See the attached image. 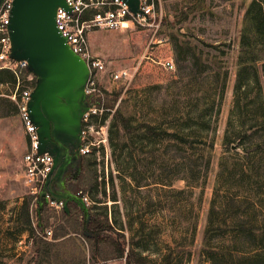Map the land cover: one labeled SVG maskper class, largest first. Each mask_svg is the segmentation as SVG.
<instances>
[{
	"label": "rangeland",
	"instance_id": "rangeland-1",
	"mask_svg": "<svg viewBox=\"0 0 264 264\" xmlns=\"http://www.w3.org/2000/svg\"><path fill=\"white\" fill-rule=\"evenodd\" d=\"M251 1L157 0L151 26L99 28L90 35L94 54L106 65L97 80L101 95L120 94L116 108L123 99H130L131 109L137 112V122L150 120L159 130L193 134L215 145L211 168L208 169L206 160H199V172L191 181L183 179L184 153L172 147L178 157L176 165H163L161 159L148 161V171L138 174L142 184L148 186L137 190L130 177L138 158L137 149L143 146L148 151L157 145L162 150L167 143L158 138L145 142L137 137L131 148L115 158L111 142L115 109L104 123L100 118L93 119L88 136L99 145L87 156L86 172L73 186V192L91 191L92 187L88 192L93 201L91 209L98 207L108 212L117 233H123L130 246L152 259L161 260L172 250L174 255L179 253V264H235L230 260L232 257L254 252L250 241L234 234L211 241V248L217 252L213 259L203 252L211 209L216 208L218 219L224 218L229 195L235 196L236 201L246 197L258 202L228 218L229 222L251 219L260 224L264 220V63L258 72L261 84L257 72L249 68L244 74L243 89L236 88L243 20ZM185 39L191 40L202 53L204 68L192 58V50L183 46ZM165 59H174L175 68L163 66L160 61ZM220 67L227 72L225 90L218 74ZM121 69H129L133 79L111 81L109 74ZM33 80L26 86L34 88ZM174 104L179 105L176 114ZM103 105L102 114H105L110 108ZM185 110H189L190 119L178 120ZM19 127V116L0 120V167L2 170L6 162L10 166V176L6 178V174L0 179V202L5 207L18 199L16 195L27 196L29 191L22 178L26 151L20 146L26 133ZM10 136L17 140L14 147L8 140ZM196 147L199 152V143ZM167 181H172V186L165 185ZM54 209L47 216L52 239L57 234L62 236L64 229L70 235L54 243L49 257L52 264H127L126 258H109L115 251L107 242L102 244V257L108 259L96 262L94 238L86 239L82 230L75 232L76 226L82 228L84 215L76 211L68 219L63 211ZM141 228H144L142 235ZM11 255L10 264H23L14 253Z\"/></svg>",
	"mask_w": 264,
	"mask_h": 264
},
{
	"label": "trees",
	"instance_id": "trees-1",
	"mask_svg": "<svg viewBox=\"0 0 264 264\" xmlns=\"http://www.w3.org/2000/svg\"><path fill=\"white\" fill-rule=\"evenodd\" d=\"M173 36L175 37L176 35L174 34ZM177 39H179V37H177ZM183 46L186 50H192V58L196 63L201 64V67L203 66L204 68L205 64L203 55L197 51V48L192 44V41L185 39ZM177 61H180L179 53H177ZM262 63H264V0H252L247 7L243 20L240 38V54L238 56L239 81L236 87L237 90L243 89L245 84L244 74L249 68H253L257 72L256 77L258 82L259 84L262 83L260 81V76L258 75L259 68ZM7 72L9 81L12 84H16L17 74L12 70H7ZM29 74L30 72H27L25 75L23 73L22 77L26 79V76ZM218 74L222 77V89L225 90L227 87V72L224 71L222 67H220ZM36 82L37 78L35 77L32 83L36 85ZM27 83H31V81H27ZM104 96L105 95L95 93L90 95L88 100L90 104L96 105L98 107L104 106L103 104L105 103L107 108H110V111H106L103 116L97 117L101 119V123H104L108 117V114L112 112L113 109H115L113 114L111 135V142L115 149V158H118V155H121L127 148H131L135 143V140H138L137 137L139 140L145 142L146 140H156L158 138L166 142L168 145L162 150L157 145H154L148 151H145L143 146H140L137 149L138 158L135 160L133 172L130 174V177L136 183L137 190H140V188L144 186H148L147 184L143 185L140 180L141 177L138 176V174L142 175L148 171V161L161 159L163 165H165V163L169 166L176 165L178 157L176 154H174L172 147L178 148L179 151L184 153L182 157L184 158L183 160L186 164V175L183 179L191 181L192 178H195L199 172L198 165L199 160L201 159L206 160L208 169L211 168L213 161V150L215 146L214 143H208V141L197 139L193 134H182L174 129L159 130L158 127L150 120L137 122V112H135L134 109H131L130 99H123L116 108V104L120 99V94L107 93V97ZM172 108L175 111L174 114H176L179 109V105L174 104ZM13 112L15 114L19 113V108L16 103L14 104ZM181 112L182 115H179L180 118L178 120L182 119L185 121V118L190 119L189 110ZM197 143H199L201 148L199 152L196 150ZM252 174L254 178H257L255 172H252ZM164 184L172 186V181H167ZM89 190L90 189L85 190V193L91 192L92 187L91 191ZM88 194L91 196L90 193ZM114 197L116 198V195H114ZM257 204L258 202H255L250 198L245 197L243 200L236 201L235 196L229 195L225 202L227 215L221 219L216 217V208L214 206L212 207L209 224L205 229L203 238V252L206 253L210 259H213V254L217 253L211 248V241L220 236L223 237L234 234L235 236H243L245 240L250 241L254 247V252L251 255H242L243 257L239 258L232 257L230 260L235 264H249V262H254L253 264H264V220L260 224L253 222L251 219H239L231 222L228 221V218L232 217L233 215H237L243 209L249 210L251 205ZM2 208H5V204L0 202V211H2ZM73 208L74 207L70 206L71 212L68 213L63 211V215L70 219L73 216ZM94 208L95 209L91 211V229L96 232L109 231V233L102 235L98 242L94 239L93 249L96 262H103L108 259H104L102 257V244L107 242L109 243L112 250L115 251V255L109 258H126L127 264L180 263L178 262L179 253L174 255L175 252L172 250H170V252L166 254L161 260H155L145 255L136 247L130 246L126 236L123 233H117V230L114 226V220L110 217L109 213L100 210L98 207ZM51 209V206H49L45 200L40 201L39 198L37 199L33 195H28L17 217L16 229L8 232L12 239L16 238L17 243L20 242V236L23 232H30V238L34 239L33 243L36 253L35 260H32L34 261V264H45L46 260H48L46 264H52V261L49 257H51V249L56 241H49L43 236L50 225L49 219L46 217L48 214L50 217ZM85 226L86 223L83 221L82 228L78 229V226H76L77 231L75 232L81 233L82 230L83 236L88 240H92V238L85 235ZM143 229L144 228H141V235L144 231ZM69 234L70 232L67 229H64V234L62 237L68 236ZM59 238L60 236L58 234L54 236L55 240H58ZM187 243L190 244L192 242ZM18 261L21 262L22 260L19 259ZM0 264L6 263L0 260Z\"/></svg>",
	"mask_w": 264,
	"mask_h": 264
},
{
	"label": "water",
	"instance_id": "water-1",
	"mask_svg": "<svg viewBox=\"0 0 264 264\" xmlns=\"http://www.w3.org/2000/svg\"><path fill=\"white\" fill-rule=\"evenodd\" d=\"M131 10L141 12L140 0H124ZM3 0H0V5ZM66 6V0H15L12 11L10 36L12 50L10 58L28 61V71L36 76L37 82L28 102L31 119L38 127L40 154L54 157V169L47 186L56 170L58 176L65 171L60 151L51 146L53 139H82L83 119L94 107L89 103L87 85L90 69L85 60L75 54L67 38L63 37L56 24L59 7ZM65 200V210L75 202L86 214L85 235L95 237L109 231L94 232L91 227V211L84 200L63 189H47L39 198L49 203L47 195Z\"/></svg>",
	"mask_w": 264,
	"mask_h": 264
},
{
	"label": "built area",
	"instance_id": "built-area-1",
	"mask_svg": "<svg viewBox=\"0 0 264 264\" xmlns=\"http://www.w3.org/2000/svg\"><path fill=\"white\" fill-rule=\"evenodd\" d=\"M140 1L141 12L138 14H135L124 0H66V6L59 7L56 16V24L59 31L63 37L67 38V43L73 52L85 60L89 66L90 78L87 85L89 96L95 93L103 94L97 85V80L102 77V73L106 70L104 61L95 55L92 50L91 32L99 28L124 29L131 25L151 26V22L156 15L157 0ZM14 4L15 0H3L0 5V69H12L20 78L23 73L25 75L29 72V63L26 60L17 62L10 58L12 50L10 24ZM160 63L168 69L175 68L174 59H165L160 61ZM109 77L113 82H129L133 79V74L129 69H121L111 72ZM33 79L32 73L27 75L25 80L19 79V93L18 96H15V99L29 141V150L25 155L26 180L30 194L38 199L47 190V181L54 169L55 162L52 155L39 153L40 139L38 127L31 119L28 111V102L33 88L27 87L26 84L27 81L29 82ZM104 112V106L98 107L94 105L84 116L81 151L85 156L91 155L94 148L99 145L88 136V132L91 130L89 128L92 127L93 119L101 117ZM103 141L105 142L106 140ZM76 196L82 198L88 206L93 204L91 196L82 190H79ZM46 197L50 206L59 211L65 209V200L54 199L50 194ZM52 234L51 230H47L43 236L46 239H51ZM19 241L22 244L25 239L21 238Z\"/></svg>",
	"mask_w": 264,
	"mask_h": 264
},
{
	"label": "crops",
	"instance_id": "crops-1",
	"mask_svg": "<svg viewBox=\"0 0 264 264\" xmlns=\"http://www.w3.org/2000/svg\"><path fill=\"white\" fill-rule=\"evenodd\" d=\"M7 70H12V69H8V68H1L0 69V120H5L9 117L19 116V124H20L19 129H21L22 132L24 131L26 133L24 122H23L22 116L20 114V111L18 114H15L13 112L14 111V104L15 103L17 104L15 96L16 95L18 96V93H19L18 92L19 87H20V80L19 79H21V80H25V79L23 77L19 78L17 75V83L12 84L8 79ZM19 133H21V132H19ZM8 140L11 143V146L14 147L17 140L14 141L13 136L8 137ZM20 146H21V148H23V150L26 151L24 154V157H23L24 166H25L24 170H26L25 155L29 150V141H28L27 134H26V137L24 136L20 140ZM9 167L10 166H9L8 162L4 163V167L2 170L0 167V179L3 178V176H5L6 174H7L5 176L6 178H8L7 176H10V174L8 172ZM1 171H4V172L2 173ZM22 178H23L25 186H27V188L29 189L25 173L23 174ZM47 189H48V187H47ZM28 195H31L30 189L28 191ZM27 196L23 195V193L16 195V197H18V199L15 202L12 200L7 205V207H5L2 211H0L1 212L0 214L2 215V216H0V218L2 219V220H0V260L5 262L6 264H10V262H8V261H9V258H11V256H12L11 254H13V253L15 254V258L18 259L19 257H21L20 259L22 260L23 264H28V263L34 264V261H32V260H35V256H36L35 254L36 253H35V247H34V243H33L34 239L30 238V232L25 231L22 233L20 238L25 239V241L22 244L17 243V241L12 239L8 233L9 231L16 229L17 217L19 215V212H20ZM70 206L74 207L73 213L74 212L76 213V211L81 212L84 215V221H85L86 214L79 209V206L77 205V203L70 202L69 208H70ZM75 206H76V208H75ZM51 208L54 209L53 207H51ZM89 208H90V211L93 210V209H91V206H89ZM62 211H65L68 213L71 212L70 210L66 211L65 209ZM94 232H96V231H94ZM101 236H99L98 239L95 237H90V238H92V239L94 238L98 242L99 238ZM65 237H67V236H63V237L60 236V238L58 240H55L54 238L53 239L49 238L48 240L49 241H54V240L55 241H61L62 239L64 240ZM15 264H17V263H15Z\"/></svg>",
	"mask_w": 264,
	"mask_h": 264
},
{
	"label": "flooded vegetation",
	"instance_id": "flooded-vegetation-1",
	"mask_svg": "<svg viewBox=\"0 0 264 264\" xmlns=\"http://www.w3.org/2000/svg\"><path fill=\"white\" fill-rule=\"evenodd\" d=\"M82 145L83 133L81 142H79L77 138L68 140L53 139L51 146L60 151L62 162L65 163V171L61 176H58V170L54 172L50 184L48 185L49 190L57 191L63 189L65 192L75 195L73 186L80 176L86 172L85 170L87 167V156L82 154Z\"/></svg>",
	"mask_w": 264,
	"mask_h": 264
}]
</instances>
